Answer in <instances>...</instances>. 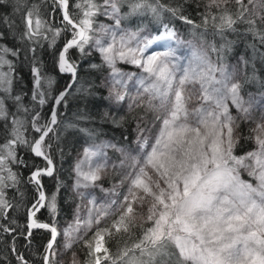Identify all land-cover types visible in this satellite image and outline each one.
Instances as JSON below:
<instances>
[{
  "label": "snow or ice",
  "instance_id": "snow-or-ice-1",
  "mask_svg": "<svg viewBox=\"0 0 264 264\" xmlns=\"http://www.w3.org/2000/svg\"><path fill=\"white\" fill-rule=\"evenodd\" d=\"M124 4L129 8L127 16L151 14L158 19L168 13L191 26L194 39L187 42L190 48L187 63L178 62L180 58L170 44L165 51L145 55L156 41L182 43L178 33L167 24L158 35L145 39H141L140 30H121L117 37L112 28L103 25L94 28V17L101 7L103 14H111L119 27L122 22L119 13ZM52 6L53 11L62 13V23L70 26L73 33V38L59 53V70L72 73L75 79V66L66 54L73 47L83 52L85 45L94 42L104 63L111 68L109 95L123 101L125 74L115 66L116 60L136 65L144 75L138 81L133 102L136 107L153 113L157 124L150 138L143 135L148 129H139L145 154L139 160L133 159L132 170L121 180V185L127 182L123 198L107 205H94L86 220L77 216L74 224L65 230L68 238L65 251H70L80 240L87 249L83 262L73 252L69 264H264V115L253 121L252 102H246L241 96L240 65L244 66L247 80L255 79V73L252 77L246 75L248 60L241 57L237 65L231 66V71L225 62L227 52L235 43L228 39V34H239L240 26L245 35L253 38L249 46L254 53L259 52L257 44L264 46V0H203L200 23L184 15L182 5L173 7L163 0H103L102 5L96 0H76L75 4H70V0H52ZM72 7L79 10V19L74 18ZM21 8H26V0H16L14 10ZM23 23L22 38L28 40L43 35L45 28L53 31L38 6L27 8ZM209 30L214 38H220L219 44L215 39H207ZM55 34L59 35V30ZM8 54L15 56L18 52L0 47V69L4 65L9 69L8 72L0 70V93L3 94L0 95V120L8 121L11 115V128L0 144V217L13 207L5 198V190L19 183L11 168L22 163L16 147L27 145L48 165L37 168L29 178V183L36 187L38 199L28 210V235H32L31 229L51 232L52 239L44 247L42 260L43 264H55L57 252L53 245L57 228L34 217L43 207L53 214L56 211L55 196H46L40 177L53 174V161L44 149L45 138L53 131L49 124L57 123V112L53 108L49 124L44 125L38 123L39 113L33 116L32 129L37 135L31 141L25 137L26 119L18 113H27L29 109L22 104L21 95H12L13 66L5 58ZM260 55L264 57V53ZM31 71L32 100L44 105L43 89L45 83L50 86L52 81L44 78L37 67ZM64 95L62 92L54 97L56 104L61 103ZM8 100L14 103L16 112L10 113ZM232 106L237 110L235 116L230 110ZM249 122L255 126L244 135L242 124ZM245 142L253 146L237 154ZM98 154V148L85 149L84 161L77 165L84 181L100 179L105 165L93 167L91 163ZM85 162L89 164L88 171L82 168ZM245 173L247 180L243 178ZM109 218L111 223H107ZM0 229L5 233L13 231L2 224ZM81 230L83 236L79 234ZM89 232L91 237L86 238ZM117 237L118 246L113 252L108 245ZM17 260L28 264L23 255H17Z\"/></svg>",
  "mask_w": 264,
  "mask_h": 264
},
{
  "label": "trees",
  "instance_id": "trees-1",
  "mask_svg": "<svg viewBox=\"0 0 264 264\" xmlns=\"http://www.w3.org/2000/svg\"><path fill=\"white\" fill-rule=\"evenodd\" d=\"M163 2L173 7L182 5L184 15L200 23V13L204 10L203 2L197 0H163ZM75 3L76 0H70V4ZM96 3L102 5L103 0H96ZM15 5L16 0H3L0 3V47L16 49L18 52V55L8 54L5 58L10 60L13 66L12 95H21L22 104L29 109L27 113H18L26 119L25 137L31 141L37 135L32 129L33 116L39 113L38 123L44 125L49 124L52 109L55 108L57 112V123L49 124L53 131L45 138L46 147L44 149L53 161V174L40 177L41 187L46 196L48 198L55 196L56 211L53 214L47 207H43L36 212L34 218L41 223L54 224L59 230L72 217L71 188L76 153L86 144L103 140H109L118 147H132L136 137V116L125 115L119 122L109 117L111 108L106 88L103 85L109 73V67L92 47V42L84 46L83 52L73 47L66 54L69 62L75 66V79L72 73L59 70V53L67 41L73 38V33L70 26L66 27L65 23H62V13L53 11L52 0H26V8H21L20 11L14 10ZM33 6L39 7L42 18L52 27L53 31L45 28L42 30L43 35L28 40L22 38L23 15L27 8ZM70 11L74 14V18H80L79 10L72 7ZM103 11L104 8L101 7L100 13L94 17V28L102 22ZM128 11V5H122L119 13L122 17L120 24L122 27L133 31L147 29L152 34H158L167 24L182 37L194 38L190 30L191 26L174 19L168 13H164L157 19L151 14L127 16ZM55 30H59V35L55 34ZM91 34L95 35V33ZM207 39L209 41L215 39L217 44L220 43V38H214L211 30H209ZM228 39L235 43L232 45V50L227 52L225 62L240 61V58L244 57L248 60L247 77H252L255 73V79L247 80L244 66L241 64L240 80L243 83L241 96L264 93V57L260 55L264 53V46L257 44L259 52L254 53L249 46L254 42L253 38L244 34L243 26H240L239 34L229 33ZM212 58L215 59V55ZM33 67H37L44 78L52 81L50 86L45 83L43 91L46 92V102L44 105L32 100L31 69ZM0 70L9 71L7 65ZM62 92L65 95L61 103L56 104L54 97H59ZM0 95L3 94L0 93ZM6 104L10 113L16 112V107L11 100L6 101ZM10 121L11 115L8 121L0 120V144L4 143L7 138L8 130L11 128ZM250 125L251 123L242 124L241 131L244 135L248 134ZM252 146L250 142H245L238 148L237 154L250 150ZM16 154L22 163L13 164L11 168L19 183L15 188L5 190V198L13 207L8 209L3 217H0V224L13 231L5 233L0 229V264H20L17 255H23L28 264H43L44 247L52 236L51 232L45 229H31L32 235H28V210L38 199L36 187L34 183H29V178L37 168L44 169L48 165L42 157H36L27 145L17 146ZM117 239L119 237L114 238L108 245L113 252L118 246ZM86 253L87 251L81 252L82 262L86 259Z\"/></svg>",
  "mask_w": 264,
  "mask_h": 264
},
{
  "label": "rangeland",
  "instance_id": "rangeland-1",
  "mask_svg": "<svg viewBox=\"0 0 264 264\" xmlns=\"http://www.w3.org/2000/svg\"><path fill=\"white\" fill-rule=\"evenodd\" d=\"M203 2V0H197ZM104 12V11H103ZM108 12L111 13V9H108ZM101 25L112 28L117 32V37L120 34L121 30H128L125 27L119 25L117 27L115 18L109 14H103V20L98 25L99 28ZM163 31V27L161 28ZM160 31V32H161ZM141 39L151 38L158 34H152L147 29H141ZM97 35V33H95ZM178 38L182 43H176L175 41L167 42V41H156L151 45L145 55H149L152 52H160L165 51L166 47L170 44L176 50V55L179 57V63L181 65L186 64L190 54V48L188 46V41L193 40L194 38H185L182 37L178 33ZM110 39V37H109ZM92 47L100 54L101 52L95 46L94 42H92ZM103 58V57H102ZM238 60L228 62L229 70L231 71V66L237 65ZM121 73L125 74L123 79L125 80L124 92L125 99L123 101H117L114 97H110L109 88L111 86L112 81V72L109 67V73L103 81V85L106 88L108 100L110 103L111 111L109 112V117L115 120V122L121 121L122 117L125 115H135L136 116V126H135V140L130 148L118 147L113 142L109 140H103L98 143H89L84 145V147L79 150L74 159L73 164V185L71 188V198H72V217L66 221V223L57 230V242L53 245L54 249L57 252L55 257V264H69V260L72 256V253H76L80 259L81 252L87 251L84 247L83 241H77L73 244L70 251H65L64 245L67 242V237L65 235V230L68 228L69 224H74L77 216L80 217L81 220H86L88 218L89 210L95 206H102L109 204L112 200H118L123 198V194L127 190V182L121 185V180L124 179L125 175L130 172L131 164L133 159H141L144 156V149L141 147L143 143L139 137L142 133L139 129H148L149 131H145L143 135L145 137L150 138L154 131L156 130L157 124L154 121L153 113L147 112L144 108L136 107L133 98L137 96V91L139 88L138 81L144 73L140 68L136 65L121 61L119 59L116 60L115 65ZM241 68V65H240ZM241 71L238 75V79H240ZM131 77V78H129ZM243 99L248 102H252V110L251 115L253 121H258L261 115H264V93L253 94L250 96H245ZM231 102L229 101V104ZM129 105H133L131 108ZM247 106V105H246ZM232 114L237 115V110L234 106L230 108ZM251 123V122H249ZM251 127H254V123H251ZM115 147H112V146ZM99 149V154L92 158V166L96 165H105L100 175V179L96 181H84L81 176L78 174L77 165L81 164L84 161L85 149L96 150ZM150 150V149H149ZM123 161V164L121 163ZM84 171H88L89 164L85 162L82 165ZM244 179H249L247 174H243ZM79 181V184H78ZM87 185V186H85ZM107 223H111V218L107 221ZM81 236L84 235L83 230L79 233ZM91 232L88 233L86 238L91 237Z\"/></svg>",
  "mask_w": 264,
  "mask_h": 264
}]
</instances>
